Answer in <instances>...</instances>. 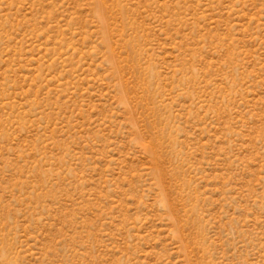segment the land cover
Listing matches in <instances>:
<instances>
[{
    "label": "rangeland",
    "instance_id": "374dc122",
    "mask_svg": "<svg viewBox=\"0 0 264 264\" xmlns=\"http://www.w3.org/2000/svg\"><path fill=\"white\" fill-rule=\"evenodd\" d=\"M0 264H264V0H0Z\"/></svg>",
    "mask_w": 264,
    "mask_h": 264
}]
</instances>
